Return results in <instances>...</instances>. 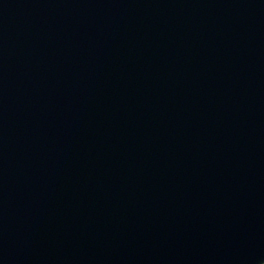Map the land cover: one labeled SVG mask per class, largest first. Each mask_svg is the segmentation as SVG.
I'll return each instance as SVG.
<instances>
[{
	"label": "water",
	"instance_id": "1",
	"mask_svg": "<svg viewBox=\"0 0 264 264\" xmlns=\"http://www.w3.org/2000/svg\"><path fill=\"white\" fill-rule=\"evenodd\" d=\"M0 264H264V0H0Z\"/></svg>",
	"mask_w": 264,
	"mask_h": 264
}]
</instances>
